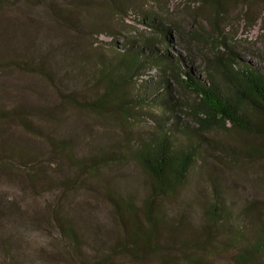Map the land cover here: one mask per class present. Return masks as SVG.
Listing matches in <instances>:
<instances>
[{
    "label": "trees",
    "instance_id": "trees-1",
    "mask_svg": "<svg viewBox=\"0 0 264 264\" xmlns=\"http://www.w3.org/2000/svg\"><path fill=\"white\" fill-rule=\"evenodd\" d=\"M212 1L221 5V0ZM66 2L69 10L58 5ZM99 2L114 12V25L102 17ZM37 6L48 7L57 17L51 18L55 36L46 53L38 50L36 29L23 19V8ZM164 17L129 0H0L3 76L17 70L53 83L66 68V53L74 49L62 34L80 33L83 26L94 49L111 52L92 58L97 77L84 80L88 85L83 92H68L53 106L30 102L8 109L0 106V178L16 173L26 179L39 177L31 168L39 151L17 137L11 123L22 125L28 134L45 137L57 153L69 157L74 155L72 137H47L40 123L57 119L64 102L123 117L117 140L94 144L84 156L76 155L75 161L76 169L101 187L119 230L116 235L100 236L97 249L87 255L79 221L72 216L56 219L67 240L56 254L64 264H264V202L237 204L236 191L205 170L204 160L213 149L233 160L237 156L263 159L264 69L240 59L221 31L212 38L210 32L184 30ZM136 26L143 27L141 31L148 36L125 33L127 27ZM175 36L186 54L167 53ZM7 91L8 87L0 86V96ZM184 92L198 98L201 110L192 111L198 128L184 120ZM210 119L228 124L247 140L241 147L217 142L204 131ZM124 161L134 162L147 177L142 196L114 188L109 168ZM172 205L180 212H173ZM195 214L196 222L191 218ZM220 252L228 253L230 262L218 263Z\"/></svg>",
    "mask_w": 264,
    "mask_h": 264
},
{
    "label": "rangeland",
    "instance_id": "rangeland-1",
    "mask_svg": "<svg viewBox=\"0 0 264 264\" xmlns=\"http://www.w3.org/2000/svg\"><path fill=\"white\" fill-rule=\"evenodd\" d=\"M129 1L162 14L165 19H173L184 30L204 34L210 32L212 38L219 37L221 31L240 59L264 69V0H221V5L212 0ZM68 4L58 5L69 10ZM97 4L104 20L114 25V12L104 2ZM22 13L24 21L36 29L38 50H48L51 40H54L52 35L55 36L51 18L57 17L44 6L23 8ZM216 16L217 24H211L210 20L213 21ZM126 23L131 24L129 20ZM136 29L127 27L125 33L130 37L139 33L148 36L141 31L143 27L136 26ZM79 32L62 34L73 43L74 49L66 53V68L53 83L46 77L17 70L9 71L4 76L0 74L1 88L8 87L7 93L0 96L1 108L8 109L24 102L53 106L65 99L68 92H83L88 85L84 84V80H96L92 58L101 54L110 56L111 52L107 48L94 49L85 26ZM101 39L109 41L107 38ZM172 45L167 49L171 56L186 54L176 36ZM198 61V67H201L202 59L199 57ZM12 87L16 90H11ZM181 98L185 102L184 120L198 128L192 116L193 109L201 110L198 98L192 92H184ZM57 117L49 122L40 120L41 130L47 137L56 140L72 137L74 155L69 157L57 153L45 137L28 134L22 125L11 123L16 136L31 142L39 151V158L31 166L39 177L26 179L16 173L0 178V264H64L56 257L64 242H67L56 223V219L64 216H72L79 221L84 242H87L84 247L87 255H92L97 249L95 242L100 236L116 235L119 230L111 207L99 191L101 187L84 172L77 170L75 161L76 155L84 156L92 145H107L117 140L122 134L123 117L118 114H97L78 104L65 102L58 107ZM202 118L207 119L205 115ZM206 128L208 130L204 131L217 142L241 147L247 140L246 136L218 120L210 119ZM204 160L205 170H210L236 191L237 204L243 201L264 202V157L237 156L233 160L217 154L213 149L206 152ZM109 171L115 178L114 188L120 192L142 196L149 183L140 167L131 161L114 165ZM67 181L71 183L65 184ZM175 207L171 206L173 212H180V208ZM191 218L196 222V214ZM231 258L224 252L216 255L218 263L230 262ZM144 264L158 263L149 261Z\"/></svg>",
    "mask_w": 264,
    "mask_h": 264
}]
</instances>
